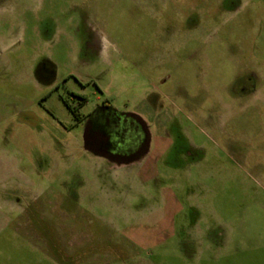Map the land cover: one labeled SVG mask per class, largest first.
<instances>
[{
    "label": "rangeland",
    "instance_id": "374dc122",
    "mask_svg": "<svg viewBox=\"0 0 264 264\" xmlns=\"http://www.w3.org/2000/svg\"><path fill=\"white\" fill-rule=\"evenodd\" d=\"M248 60L264 0H0V264H264L262 93L221 102ZM104 103L138 160L84 149Z\"/></svg>",
    "mask_w": 264,
    "mask_h": 264
},
{
    "label": "flooded vegetation",
    "instance_id": "af4514ba",
    "mask_svg": "<svg viewBox=\"0 0 264 264\" xmlns=\"http://www.w3.org/2000/svg\"><path fill=\"white\" fill-rule=\"evenodd\" d=\"M44 65H39L36 72L43 80L44 76L41 74V70ZM242 71L244 73L237 74L229 87L230 97L221 99L223 106L234 109L240 104H250L255 99L257 92H261L260 96L263 97L262 99L259 96V101H264V63L255 64L253 61L248 60L242 67ZM226 99L228 101H225ZM73 115L79 118L77 110ZM86 125L90 126L91 141L89 145L97 147L102 152H108L117 158L133 155L147 143V140L150 144L148 128L140 117L119 112L106 103L87 114ZM100 157L117 163L115 161L117 159Z\"/></svg>",
    "mask_w": 264,
    "mask_h": 264
},
{
    "label": "water",
    "instance_id": "95a60500",
    "mask_svg": "<svg viewBox=\"0 0 264 264\" xmlns=\"http://www.w3.org/2000/svg\"><path fill=\"white\" fill-rule=\"evenodd\" d=\"M89 130H90V126L86 125L84 128V132H83L84 149L98 156H105L110 159H113V158L117 159L115 161L118 164H128L130 162L136 161L148 150L149 140H147V143L140 150H138L137 152H135L133 155L129 157H121V158L114 157L112 154L108 152H102L97 147L89 145V142L91 141Z\"/></svg>",
    "mask_w": 264,
    "mask_h": 264
},
{
    "label": "trees",
    "instance_id": "16d2710c",
    "mask_svg": "<svg viewBox=\"0 0 264 264\" xmlns=\"http://www.w3.org/2000/svg\"><path fill=\"white\" fill-rule=\"evenodd\" d=\"M67 104V103H66ZM67 107L69 108V110L72 112V113H75V108H73L72 106H70L69 104H67Z\"/></svg>",
    "mask_w": 264,
    "mask_h": 264
}]
</instances>
